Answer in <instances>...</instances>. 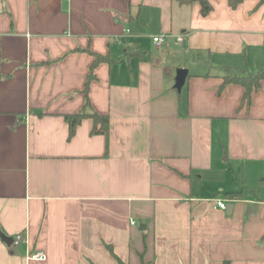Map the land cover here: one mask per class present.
<instances>
[{"label":"crops","instance_id":"1","mask_svg":"<svg viewBox=\"0 0 264 264\" xmlns=\"http://www.w3.org/2000/svg\"><path fill=\"white\" fill-rule=\"evenodd\" d=\"M210 3L0 0V264H264V80L220 86L264 69V2ZM90 72L108 136L68 137Z\"/></svg>","mask_w":264,"mask_h":264},{"label":"trees","instance_id":"2","mask_svg":"<svg viewBox=\"0 0 264 264\" xmlns=\"http://www.w3.org/2000/svg\"><path fill=\"white\" fill-rule=\"evenodd\" d=\"M180 2H197L200 5V12L201 14H207L211 9L212 5L210 0H179ZM242 0H228V3L231 7H236ZM258 3L264 2V0H257ZM94 55V60L91 64V71L93 66L104 59V56L92 53ZM224 74L222 75V82L220 86L226 85L228 83H235L239 84L244 88L243 95H242V103L246 102L247 104L250 102L251 94L254 89L258 88L261 81L264 80V69H259L256 71H252L247 67L244 68H235L232 66H224ZM93 77V74L90 72L87 76V79L84 84L83 92L85 95V105L84 108L74 112L64 114V118L68 123V137H71L74 134L76 125L81 121L84 117H91L93 121V125L91 128V133H101L104 134L106 137L108 136V127H109V120L106 114H101L94 111L91 108L87 91L89 86V81ZM91 108L90 112H85V108ZM246 194L245 190L236 191V192H229L228 198H242ZM121 264H125L120 261Z\"/></svg>","mask_w":264,"mask_h":264},{"label":"built area","instance_id":"3","mask_svg":"<svg viewBox=\"0 0 264 264\" xmlns=\"http://www.w3.org/2000/svg\"><path fill=\"white\" fill-rule=\"evenodd\" d=\"M181 39V37H179ZM152 41L159 45L163 41V37L161 35H154L152 36ZM226 199L223 198H214V206L218 208L225 209L226 208ZM21 241H26V236L23 232H18L14 236H12L11 243L13 245L19 244ZM25 258L27 260H45L46 254L45 252L41 250H35V251H28L25 255Z\"/></svg>","mask_w":264,"mask_h":264},{"label":"water","instance_id":"4","mask_svg":"<svg viewBox=\"0 0 264 264\" xmlns=\"http://www.w3.org/2000/svg\"><path fill=\"white\" fill-rule=\"evenodd\" d=\"M187 72H188V70L185 67H179V68L176 69L174 87L177 89V91L181 90V87L183 86V84L185 82V78H186ZM232 206H233L232 203H227L226 204V212H230ZM0 236L7 243L8 242L10 243L12 241V237L5 236L1 232H0Z\"/></svg>","mask_w":264,"mask_h":264},{"label":"rangeland","instance_id":"5","mask_svg":"<svg viewBox=\"0 0 264 264\" xmlns=\"http://www.w3.org/2000/svg\"><path fill=\"white\" fill-rule=\"evenodd\" d=\"M263 177H264V176H260V177H259V179H261V180H260V182H258V183H261V184H263V185H264V180H262V179H263Z\"/></svg>","mask_w":264,"mask_h":264}]
</instances>
